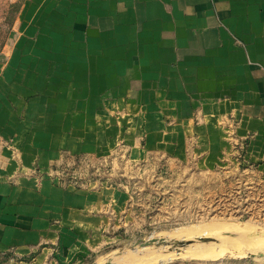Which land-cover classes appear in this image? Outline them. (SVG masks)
Returning a JSON list of instances; mask_svg holds the SVG:
<instances>
[{"label": "crops", "instance_id": "crops-1", "mask_svg": "<svg viewBox=\"0 0 264 264\" xmlns=\"http://www.w3.org/2000/svg\"><path fill=\"white\" fill-rule=\"evenodd\" d=\"M25 12L24 82L0 101V133L18 121L28 167L64 148L105 153L101 139L142 138L144 117H156L154 137L188 132L198 106L233 112L243 133L264 137V0H31ZM122 108L130 117L113 116ZM11 169L0 167L2 264H78L102 246L91 236L97 194L12 183Z\"/></svg>", "mask_w": 264, "mask_h": 264}, {"label": "rangeland", "instance_id": "rangeland-1", "mask_svg": "<svg viewBox=\"0 0 264 264\" xmlns=\"http://www.w3.org/2000/svg\"><path fill=\"white\" fill-rule=\"evenodd\" d=\"M30 1L0 0L4 103L11 86L24 82V43L31 33L24 16ZM193 111L195 128L188 132L176 127L154 137L156 117H144L142 138L101 139L105 153L64 148L47 166L36 160L32 167L22 154L25 132L13 121L10 134L0 133V167H14L7 173L12 183L33 177L65 193L99 196L91 210L101 218L91 236L95 232L104 242L78 264H264V137L257 131L243 133L233 112L216 115L200 106ZM112 112L118 119L130 115L125 108ZM163 118L165 125L174 124ZM204 123L208 130L196 129ZM151 239L166 242L142 245ZM88 240V235L81 237L85 244Z\"/></svg>", "mask_w": 264, "mask_h": 264}, {"label": "water", "instance_id": "water-1", "mask_svg": "<svg viewBox=\"0 0 264 264\" xmlns=\"http://www.w3.org/2000/svg\"><path fill=\"white\" fill-rule=\"evenodd\" d=\"M200 240H202V241H208V239H206V238H203V237H200L199 238ZM156 242H162V243H164V242H166V239H161V240H159V241H157V240H155V239H151L150 241H144L143 243H142V245H150V244H153V243H156ZM177 244H181V245H185V244H187L188 242H181V241H178V242H176ZM105 264H113L112 262H107V263H105Z\"/></svg>", "mask_w": 264, "mask_h": 264}, {"label": "bare ground", "instance_id": "bare-ground-1", "mask_svg": "<svg viewBox=\"0 0 264 264\" xmlns=\"http://www.w3.org/2000/svg\"><path fill=\"white\" fill-rule=\"evenodd\" d=\"M199 237H202V236H199Z\"/></svg>", "mask_w": 264, "mask_h": 264}]
</instances>
